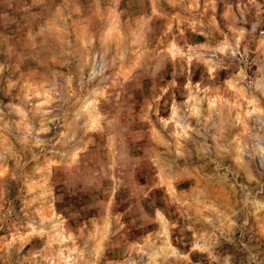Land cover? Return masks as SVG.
I'll use <instances>...</instances> for the list:
<instances>
[{
  "label": "rangeland",
  "instance_id": "rangeland-1",
  "mask_svg": "<svg viewBox=\"0 0 264 264\" xmlns=\"http://www.w3.org/2000/svg\"><path fill=\"white\" fill-rule=\"evenodd\" d=\"M256 139L264 0H0V264H264Z\"/></svg>",
  "mask_w": 264,
  "mask_h": 264
},
{
  "label": "bare ground",
  "instance_id": "bare-ground-1",
  "mask_svg": "<svg viewBox=\"0 0 264 264\" xmlns=\"http://www.w3.org/2000/svg\"><path fill=\"white\" fill-rule=\"evenodd\" d=\"M260 120L262 121L261 117H260ZM256 141H257V139H256ZM263 141H264V139H263ZM263 141H262V139H261L260 141L258 140L256 143H257V145H258V144L262 143ZM263 145H264V142H263V144H262V147H263ZM257 147H258V146H257ZM260 150H261V146H260L258 149L256 148V151L258 152L259 155H260V152H259ZM258 154H257V155H258ZM263 157H264V155H263Z\"/></svg>",
  "mask_w": 264,
  "mask_h": 264
}]
</instances>
